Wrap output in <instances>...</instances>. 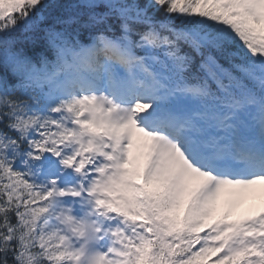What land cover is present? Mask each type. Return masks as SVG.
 <instances>
[{"label":"snow or ice","instance_id":"obj_1","mask_svg":"<svg viewBox=\"0 0 264 264\" xmlns=\"http://www.w3.org/2000/svg\"><path fill=\"white\" fill-rule=\"evenodd\" d=\"M0 264H264V0H0Z\"/></svg>","mask_w":264,"mask_h":264}]
</instances>
